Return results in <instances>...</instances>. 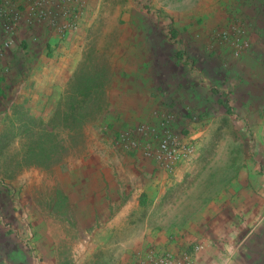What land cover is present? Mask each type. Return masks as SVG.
Instances as JSON below:
<instances>
[{"label": "rangeland", "instance_id": "rangeland-1", "mask_svg": "<svg viewBox=\"0 0 264 264\" xmlns=\"http://www.w3.org/2000/svg\"><path fill=\"white\" fill-rule=\"evenodd\" d=\"M233 1L244 7L236 9L221 0H95L92 19L63 39L46 31H38L37 40L28 39L36 41L34 59L24 49L26 37L15 40L8 53L12 61L0 66L2 76L14 73L22 79L2 83L0 130L17 121L12 113L16 105L46 119L66 77L91 48L90 57L102 58L110 67L103 120L113 126L144 120L133 111L143 96L130 85H141L143 73H154L162 84L160 102L176 114V127L188 134L200 124V155H221L212 160L204 188L233 177L241 166L248 183L255 176L264 212V44L254 29L253 1ZM230 24L248 37V45L236 53L221 36ZM176 92L181 94L173 100ZM93 121L81 127L77 142L60 132L67 152L46 167L23 165L19 136L0 148V264L102 263L100 254L80 259L77 243L84 241L63 237L65 197L55 191L67 177L63 158L78 155L86 138L91 142L93 134H103ZM203 192L200 197H209Z\"/></svg>", "mask_w": 264, "mask_h": 264}, {"label": "crops", "instance_id": "crops-1", "mask_svg": "<svg viewBox=\"0 0 264 264\" xmlns=\"http://www.w3.org/2000/svg\"><path fill=\"white\" fill-rule=\"evenodd\" d=\"M94 1L85 0L80 26L92 19ZM221 1L236 9L244 7L242 3L229 2L232 0ZM252 1L254 29L263 45L264 0ZM22 34L26 37L24 49L34 59L36 41H29L27 33ZM4 61H12L11 55ZM19 75L2 76L0 66V98L2 83L8 79L21 80ZM152 76L154 73L145 72L141 85H130L143 96L133 109L137 118L139 114L140 118L145 117L142 121L149 119L152 107H166L160 102L162 84ZM180 94L176 92L172 99ZM221 104L228 108L224 101ZM100 115L93 122L99 125V131L103 129L100 131L103 134H93L91 142L86 138L78 155L63 158L67 177L63 187L55 189L65 197L63 237L84 241L83 245L77 243L80 259L100 254L101 264H132L137 253L153 248L192 252L195 264H264V212L262 199L256 194V178H250L248 183L246 171L239 166L233 177L228 175L212 189L204 188L209 183L206 175L213 166L212 160L220 159L221 155H200L204 139L200 124L194 125L197 138L200 137L192 155L167 173L138 150L114 146L109 132L122 125L113 126ZM225 159L226 155H222V160ZM202 191L213 195L200 197Z\"/></svg>", "mask_w": 264, "mask_h": 264}, {"label": "built area", "instance_id": "built-area-1", "mask_svg": "<svg viewBox=\"0 0 264 264\" xmlns=\"http://www.w3.org/2000/svg\"><path fill=\"white\" fill-rule=\"evenodd\" d=\"M84 14L85 0H0V61L4 62L15 40L25 37L23 32L30 40H37L38 31L43 30L63 39L66 33L80 27ZM222 35L233 53L248 45V37L234 24L223 28ZM149 115L146 121L111 130L110 140L120 149L138 150L165 172L172 173L178 163L188 160L194 152L196 130L183 134L176 127V114L165 107H152ZM132 264H195V256L186 250L148 248L137 253Z\"/></svg>", "mask_w": 264, "mask_h": 264}, {"label": "trees", "instance_id": "trees-1", "mask_svg": "<svg viewBox=\"0 0 264 264\" xmlns=\"http://www.w3.org/2000/svg\"><path fill=\"white\" fill-rule=\"evenodd\" d=\"M91 53L89 48L82 54L46 119L13 106L12 113L17 121H10L8 126L1 128L0 148L12 137L19 136L23 165L46 167L65 155L68 148L60 132L72 143L77 142L81 127L94 120L106 105L105 85L110 67L102 58L90 57Z\"/></svg>", "mask_w": 264, "mask_h": 264}]
</instances>
